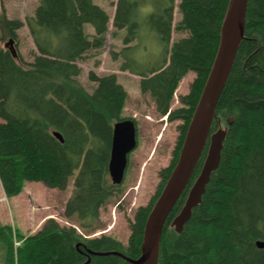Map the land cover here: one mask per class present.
I'll use <instances>...</instances> for the list:
<instances>
[{
    "label": "trees",
    "instance_id": "obj_1",
    "mask_svg": "<svg viewBox=\"0 0 264 264\" xmlns=\"http://www.w3.org/2000/svg\"><path fill=\"white\" fill-rule=\"evenodd\" d=\"M228 0H116L115 30H125L123 46L111 51L120 71L140 77L155 110L180 120L168 166L146 206L130 223L126 244L108 235L87 237L74 226L48 218L34 234L24 235L0 221V264H131L116 251L136 259L146 217L178 156L187 125L218 45ZM174 6L180 19L173 26ZM109 15L93 0H38L25 23L35 46L31 62L0 46V185L5 196L18 195L24 182L73 190L63 215L81 230L98 228L100 210L120 185L111 183L108 161L115 122L123 117L127 92L114 73L88 79L89 93L78 80V61L105 44ZM24 23L0 15V39H13L16 49ZM93 28L89 36L85 26ZM186 36L171 43V32ZM156 52L152 58L148 51ZM17 51V49H16ZM195 77L183 106L170 110L179 82ZM132 119V118H131ZM227 127L217 168L180 233L170 225L196 178L205 151L183 194L163 227L157 264H264V0H248L242 39L220 94L211 131ZM58 132L63 141L53 134ZM17 243V244H16ZM78 244V249H76Z\"/></svg>",
    "mask_w": 264,
    "mask_h": 264
},
{
    "label": "rangeland",
    "instance_id": "obj_2",
    "mask_svg": "<svg viewBox=\"0 0 264 264\" xmlns=\"http://www.w3.org/2000/svg\"><path fill=\"white\" fill-rule=\"evenodd\" d=\"M109 15L108 30L105 35V44L100 49H94L78 61L81 74L79 82L87 92H91L95 83L88 79L90 71L97 75L114 73L117 82L127 92V99L123 109V117H132L137 125V147L128 156L124 179L118 191L115 192L107 204L100 210L98 228L96 230H81L76 219L66 218L63 207L72 193V180L65 190L45 187L41 182H26L22 192L15 196L2 195L0 185V219L5 223L15 225L16 229L31 235L36 233L45 221L52 217L60 225L74 226L79 233L87 237L108 235L126 244L130 234V223L136 210L146 206L153 197L160 182L159 172L169 165L178 136L180 120L170 121L155 110L149 94H142L139 89L140 77L128 71H120L121 60H113L110 52H118L123 46L122 38L125 30H115L112 26V16L116 0H93ZM178 0H175V4ZM38 0H0V15L8 19H19L24 25L17 30L18 40L16 49L22 60L31 62L36 52L34 43L25 23L27 16H32ZM180 19L177 7L173 9L174 26ZM85 32L91 36L93 28L85 26ZM1 36V32H0ZM186 33L171 32V43ZM6 40L0 39V46L5 47ZM148 44L146 54L154 57L156 52H150ZM10 46L7 45V48ZM6 48V47H5ZM149 51V53H148ZM195 74L189 72L179 82L171 100L170 110L183 106L179 97L187 94ZM1 261V259H0ZM1 263V262H0Z\"/></svg>",
    "mask_w": 264,
    "mask_h": 264
},
{
    "label": "water",
    "instance_id": "obj_3",
    "mask_svg": "<svg viewBox=\"0 0 264 264\" xmlns=\"http://www.w3.org/2000/svg\"><path fill=\"white\" fill-rule=\"evenodd\" d=\"M248 0H228L219 28L218 45L199 98L187 125L176 162L154 200L146 217L140 254L136 259L119 252H91L95 255H118L131 264H157L161 235L166 219L183 194L193 172L205 151L200 170L189 186L183 205L173 217L170 225L180 233L196 207L211 173L219 164L227 127L218 126L211 131L215 108L220 94L231 72L239 45L244 38L245 15ZM9 39L4 45L17 59V51ZM4 47V48H5ZM54 136L62 142L58 132ZM137 147V129L133 119L124 118L114 123L108 161V174L112 184L120 185L124 179L128 156ZM258 248H264V240L256 241ZM78 249V244H76ZM89 259L84 263L87 264Z\"/></svg>",
    "mask_w": 264,
    "mask_h": 264
},
{
    "label": "crops",
    "instance_id": "obj_4",
    "mask_svg": "<svg viewBox=\"0 0 264 264\" xmlns=\"http://www.w3.org/2000/svg\"><path fill=\"white\" fill-rule=\"evenodd\" d=\"M24 185H26V182L24 183ZM24 185H23V188H24ZM22 190H23V189H22ZM2 192H3V190H2ZM21 192H22V191H21ZM21 192H20V193H21ZM20 193H19V194H20ZM2 195H5L4 192L2 193ZM0 200H2V196H1V199H0ZM0 221H1L2 223H4V224H8V223H5L4 221H2L1 219H0ZM10 225H11V224H10ZM14 227H15V225H14ZM41 227H42V226H41ZM41 227H39V228H41ZM15 228H16V227H15ZM22 234H24V233H22Z\"/></svg>",
    "mask_w": 264,
    "mask_h": 264
},
{
    "label": "bare ground",
    "instance_id": "obj_5",
    "mask_svg": "<svg viewBox=\"0 0 264 264\" xmlns=\"http://www.w3.org/2000/svg\"><path fill=\"white\" fill-rule=\"evenodd\" d=\"M256 241H262V240H260V239L255 240L254 244H255L256 248H258L256 245ZM258 249H262V248H258Z\"/></svg>",
    "mask_w": 264,
    "mask_h": 264
}]
</instances>
